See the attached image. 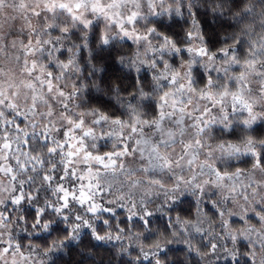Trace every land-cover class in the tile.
<instances>
[{
  "label": "clouds",
  "instance_id": "clouds-1",
  "mask_svg": "<svg viewBox=\"0 0 264 264\" xmlns=\"http://www.w3.org/2000/svg\"><path fill=\"white\" fill-rule=\"evenodd\" d=\"M0 264H264V0H0Z\"/></svg>",
  "mask_w": 264,
  "mask_h": 264
}]
</instances>
